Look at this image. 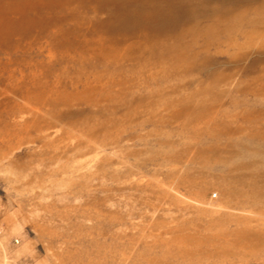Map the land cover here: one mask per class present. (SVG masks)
Instances as JSON below:
<instances>
[{"label": "rangeland", "instance_id": "1", "mask_svg": "<svg viewBox=\"0 0 264 264\" xmlns=\"http://www.w3.org/2000/svg\"><path fill=\"white\" fill-rule=\"evenodd\" d=\"M0 264H264V0H0Z\"/></svg>", "mask_w": 264, "mask_h": 264}]
</instances>
